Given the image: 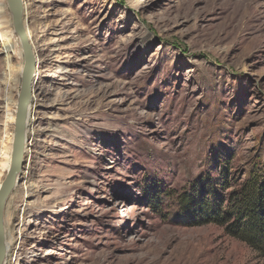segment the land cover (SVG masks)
I'll return each mask as SVG.
<instances>
[{"label":"rangeland","instance_id":"1","mask_svg":"<svg viewBox=\"0 0 264 264\" xmlns=\"http://www.w3.org/2000/svg\"><path fill=\"white\" fill-rule=\"evenodd\" d=\"M24 2L42 63L4 264H264L161 196L264 179V0ZM5 55L7 155L23 59Z\"/></svg>","mask_w":264,"mask_h":264},{"label":"trees","instance_id":"2","mask_svg":"<svg viewBox=\"0 0 264 264\" xmlns=\"http://www.w3.org/2000/svg\"><path fill=\"white\" fill-rule=\"evenodd\" d=\"M229 188L222 177L216 181L205 179L189 193L175 196L167 191L161 196L172 199L181 208L180 222L184 226L216 225L226 236L243 242L264 257L263 177H251L231 192ZM159 210L156 208L155 212Z\"/></svg>","mask_w":264,"mask_h":264},{"label":"water","instance_id":"3","mask_svg":"<svg viewBox=\"0 0 264 264\" xmlns=\"http://www.w3.org/2000/svg\"><path fill=\"white\" fill-rule=\"evenodd\" d=\"M8 6L13 31L16 34L22 52L23 66L21 70L20 89L14 115L13 141L10 166L0 187V264H4V212L5 204L15 186L19 183L23 166V144L25 141L26 115L30 103L31 92L34 85V53L26 32L24 23L23 0H5Z\"/></svg>","mask_w":264,"mask_h":264},{"label":"bare ground","instance_id":"4","mask_svg":"<svg viewBox=\"0 0 264 264\" xmlns=\"http://www.w3.org/2000/svg\"><path fill=\"white\" fill-rule=\"evenodd\" d=\"M24 2V0H23ZM23 7H24V16L27 20L28 17V10H27V4L26 2L23 3ZM5 8L8 9V6L6 4V2H4V0H0V45H1V49L3 51V53H5L7 56V59L9 58V55H15L16 53L21 55V47H20V43L19 40L16 37V34L13 31L12 28V20H11V16L9 13V20L6 21L5 19V15H4V10ZM9 12V10H8ZM8 18V16H6ZM24 20V18H23ZM24 20V23L25 21ZM24 27L26 28V25H24ZM26 32H27V28H26ZM28 35V39L29 41L31 40L30 38V34L27 33ZM33 48V53H34V70H33V79L35 80L34 84L37 82V76L39 74L40 68H41V63H42V58L37 54V50H36V46L32 43V41L30 42ZM9 69V68H8ZM21 70L22 68L19 70V76H21ZM18 77V75H17ZM17 81V80H16ZM35 96H33V92H31V97H30V103H29V107H28V111H27V115H26V123H25V141L23 144V157L28 155L29 152V145H28V139H27V132L29 129V127L31 126V113H32V102L35 101ZM9 103L13 104L14 102L12 100L9 99ZM17 103V102H16ZM14 111V110H13ZM7 119L8 122L10 124H14V114H7ZM6 119V120H7ZM12 141H13V133H10L9 135H7V155L4 154H0V178L2 177L4 171H7L9 169L10 166V156H11V150H12ZM24 160V159H23ZM1 179H0V187H1ZM11 244V240L10 237L5 234V240H4V253L5 255L8 252V249L10 247Z\"/></svg>","mask_w":264,"mask_h":264}]
</instances>
